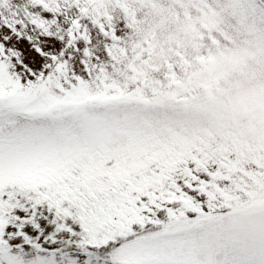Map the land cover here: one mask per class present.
<instances>
[{"label": "snow or ice", "instance_id": "1", "mask_svg": "<svg viewBox=\"0 0 264 264\" xmlns=\"http://www.w3.org/2000/svg\"><path fill=\"white\" fill-rule=\"evenodd\" d=\"M69 51L0 16V264H264V195L160 154Z\"/></svg>", "mask_w": 264, "mask_h": 264}, {"label": "rangeland", "instance_id": "2", "mask_svg": "<svg viewBox=\"0 0 264 264\" xmlns=\"http://www.w3.org/2000/svg\"><path fill=\"white\" fill-rule=\"evenodd\" d=\"M13 11L114 85L160 154L264 193V0H0Z\"/></svg>", "mask_w": 264, "mask_h": 264}, {"label": "trees", "instance_id": "3", "mask_svg": "<svg viewBox=\"0 0 264 264\" xmlns=\"http://www.w3.org/2000/svg\"><path fill=\"white\" fill-rule=\"evenodd\" d=\"M262 195H264V193Z\"/></svg>", "mask_w": 264, "mask_h": 264}]
</instances>
